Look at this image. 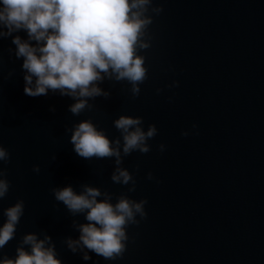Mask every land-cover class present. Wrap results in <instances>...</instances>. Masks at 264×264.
<instances>
[{"label":"water","instance_id":"water-1","mask_svg":"<svg viewBox=\"0 0 264 264\" xmlns=\"http://www.w3.org/2000/svg\"><path fill=\"white\" fill-rule=\"evenodd\" d=\"M154 6L164 11L150 26L151 48L140 53L148 68L140 95L132 98L127 82L105 81L100 87L111 97L91 100L95 109L79 116L68 111L70 97L25 95L23 58L15 57L11 36L0 39V144L11 156L0 165L10 182L0 225L3 209L19 200L25 205L0 256L14 258L22 236L34 232L52 237L63 264H264V0ZM15 35L27 40L23 30ZM173 81L179 86L169 88ZM122 114L142 117L145 130L158 129L149 153L124 158L136 180L132 193L112 183L114 158L79 157L66 132L90 119L114 140L120 133L113 121ZM149 172L155 179H147ZM83 184L112 193L113 203L121 194L148 201L146 218L127 228L122 258L89 253L85 261L64 244L79 237L73 220L86 221L72 216L51 189L71 186L79 193Z\"/></svg>","mask_w":264,"mask_h":264},{"label":"clouds","instance_id":"clouds-1","mask_svg":"<svg viewBox=\"0 0 264 264\" xmlns=\"http://www.w3.org/2000/svg\"><path fill=\"white\" fill-rule=\"evenodd\" d=\"M160 2L0 0V39L11 36L12 44L16 46L15 57L23 58L25 95L47 96L51 91L70 97L74 103L69 105L68 111L79 116L85 110L95 109L91 100L111 97L110 90L100 87L105 81L127 82L131 97L140 95V86L148 79L146 57L140 53L152 46L149 29L154 17L164 11L163 7L154 6ZM21 30L27 33V40L19 35L13 36ZM178 86L179 82L173 81L168 87ZM156 91L159 94L162 90ZM50 111L54 112L55 108ZM143 124L142 117L120 115L113 121L114 128L120 133L114 140L90 119L81 120L66 132L71 133L69 142L79 157L87 160L114 158L112 183L128 186L127 191L132 193L136 191V180L122 166L124 158L133 152L149 153L151 145L148 141L158 134L154 124H150L147 130ZM189 134V131L181 133L182 136ZM159 149L165 151V145L161 144ZM10 158L9 151L0 144V165ZM52 159L55 160L56 156L53 155ZM32 170L38 174L39 165ZM147 179L155 178L149 172ZM9 190L10 182L0 166V202ZM51 191L54 199L62 202L72 216L84 215L86 223L73 220V228L79 232V237H67L64 244L73 254H82L85 261L91 259L89 253L106 261L122 258L127 251V228L138 225L147 216L146 199L137 201L121 194L113 203L112 193L89 184L81 185L79 193L71 186L52 188ZM24 210L23 200L3 209L6 220L0 225V250L15 238ZM15 251L14 258L0 256V264H63L52 237L47 233L24 234Z\"/></svg>","mask_w":264,"mask_h":264}]
</instances>
